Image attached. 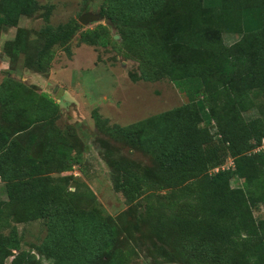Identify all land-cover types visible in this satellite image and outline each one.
I'll return each instance as SVG.
<instances>
[{
  "label": "trees",
  "instance_id": "trees-1",
  "mask_svg": "<svg viewBox=\"0 0 264 264\" xmlns=\"http://www.w3.org/2000/svg\"><path fill=\"white\" fill-rule=\"evenodd\" d=\"M202 1L106 0L103 17L117 27L122 43L150 52L159 74L196 100L129 126L98 121L114 141L155 162L144 171L124 160L111 166L115 190L130 203L144 201V223L167 263L264 264V219L254 215L264 208V150L257 151L264 113L255 100L264 96V0H215L216 7L206 8ZM218 8L220 21L214 18ZM37 10L35 0H1L0 24ZM230 13L248 15L254 27L227 46L222 17ZM80 30L78 23L46 27L45 45L34 52L21 31L9 43L11 61L24 55L27 69L47 73L52 48L65 47ZM81 42L103 48L117 43L103 25L81 33ZM40 98L14 78L0 84V179L7 198L0 201V264H8L10 255V264H125L116 220L80 207L86 185L67 173L81 164L82 154L57 127L60 106L48 95ZM255 106L259 117L247 119ZM205 113L219 139L201 127ZM228 158L233 166L226 169ZM234 179L241 188L232 187ZM162 191L178 212L166 211L161 200L155 205ZM12 221L46 224L37 254L22 249L16 229L5 234Z\"/></svg>",
  "mask_w": 264,
  "mask_h": 264
},
{
  "label": "rangeland",
  "instance_id": "rangeland-1",
  "mask_svg": "<svg viewBox=\"0 0 264 264\" xmlns=\"http://www.w3.org/2000/svg\"><path fill=\"white\" fill-rule=\"evenodd\" d=\"M35 1L38 3V10L33 15L0 24V84L8 77L14 78L32 87L38 102L40 96L45 94L58 103L60 108L57 127L61 135L68 136L82 154L81 164L67 173L86 185L81 187L87 197L82 199L80 207L116 220L121 228L119 244L124 251L125 264H172L167 263L159 254L158 243L144 223V201L141 204L130 203L121 192L115 190L113 180V161L124 160L144 171L145 168L155 166L153 158L114 141L106 134L98 118L110 127L129 126L191 103L196 100V96L193 93L183 95L174 82L161 76L148 58L150 52L144 50L139 53L136 50L137 44L126 46L122 43L117 27L103 17L102 10L106 7V0ZM214 1L204 0L202 6L206 8L207 4L214 3L213 6L216 7L217 2ZM85 15H90L95 20L85 25L80 23L81 17ZM220 15L222 11L218 8L215 20L220 21ZM222 18L226 20L223 39L227 46L239 42L254 27L250 17L245 14L230 13ZM73 23L81 25L82 30L65 47L52 48L54 58L49 72L38 73L27 69L24 55L11 61L13 53L9 43L21 31H25L26 39L34 52L45 45L43 29ZM99 25L105 26L117 43L103 48L81 42V33ZM60 91H63L62 94ZM251 97L254 98L255 95ZM255 100L262 104L264 113V96L259 94ZM30 113L36 114V110L30 109ZM259 115L260 111L255 106L245 117L252 119ZM203 117L201 127L208 129L212 136L219 139L215 122L209 120L206 113ZM259 150H264L263 142L257 149ZM224 166L226 169L232 167V158H228ZM242 185L241 180L232 181L235 189ZM71 191H75L74 186ZM5 200L4 183L0 179V201ZM158 200H161L166 211H179L170 208L172 200L166 191L155 195V205ZM254 215L257 219H264V208L254 209ZM13 229L17 230V235L22 240V249L33 251V254H37L35 247L44 241L48 233L43 221L27 224L12 221L5 234L10 235ZM13 258L10 255L7 263L10 264ZM41 264L50 262L44 260Z\"/></svg>",
  "mask_w": 264,
  "mask_h": 264
},
{
  "label": "water",
  "instance_id": "water-1",
  "mask_svg": "<svg viewBox=\"0 0 264 264\" xmlns=\"http://www.w3.org/2000/svg\"><path fill=\"white\" fill-rule=\"evenodd\" d=\"M93 20H95L94 17H92L90 15H85V16L81 17L80 23L85 25V24H88V23L92 22ZM60 92L62 94L63 91H60ZM61 94L58 95L59 98H60Z\"/></svg>",
  "mask_w": 264,
  "mask_h": 264
},
{
  "label": "built area",
  "instance_id": "built-area-1",
  "mask_svg": "<svg viewBox=\"0 0 264 264\" xmlns=\"http://www.w3.org/2000/svg\"><path fill=\"white\" fill-rule=\"evenodd\" d=\"M263 143H264V141H263ZM217 171H218V169H217Z\"/></svg>",
  "mask_w": 264,
  "mask_h": 264
}]
</instances>
